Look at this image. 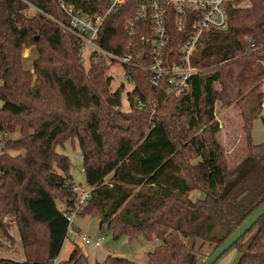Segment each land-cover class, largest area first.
Returning <instances> with one entry per match:
<instances>
[{
	"label": "trees",
	"instance_id": "1",
	"mask_svg": "<svg viewBox=\"0 0 264 264\" xmlns=\"http://www.w3.org/2000/svg\"><path fill=\"white\" fill-rule=\"evenodd\" d=\"M25 1L64 23L60 1L90 16L107 2ZM253 2L247 10L230 9L226 30L202 34L193 59L202 71L190 91L167 96L165 87L150 84L148 72L130 69L134 89L130 110L123 111V86L112 90L104 59L91 58L95 63L87 70L70 32L44 14L31 15L23 0H0V239L15 241L16 227L25 256L0 264H49L59 257L75 227L59 202L70 211L78 199L71 160L57 151L68 140L77 142L85 185L92 188L78 216L99 217L115 239L159 240L146 264H198L185 238L217 248L264 203V143L252 141L264 104V0ZM135 5L128 0L104 22L98 37L103 49L122 54L132 41L126 23ZM167 29V54L177 60L194 23L189 19L187 31L179 32L170 16ZM138 31L140 36L145 30ZM247 36L256 42L253 50ZM29 47L38 53L32 70L23 63ZM218 102L236 103L243 116L249 155L234 172L216 137ZM195 191L204 198L192 200ZM233 248L241 253L237 264H264V217ZM58 264L91 263L76 245ZM94 264L137 263L108 255Z\"/></svg>",
	"mask_w": 264,
	"mask_h": 264
},
{
	"label": "built area",
	"instance_id": "2",
	"mask_svg": "<svg viewBox=\"0 0 264 264\" xmlns=\"http://www.w3.org/2000/svg\"><path fill=\"white\" fill-rule=\"evenodd\" d=\"M23 1L31 15L44 14L70 32L79 42L82 60L86 55L91 59V55L95 52L93 59L96 61L104 59L122 65L129 82L132 81L130 69L137 68L148 72L150 84L156 88L165 87L167 96H181L190 91L192 78L202 71L201 68L193 65L197 44L202 34L209 30H226L229 27L230 9L247 10L254 4L253 0H136L133 16L126 23L132 41L125 46L122 54H117L108 52L98 43L99 32L104 22L124 8L128 0H107L105 10L94 16L87 15L75 6L60 1L61 9L68 18L67 23L46 14L33 3ZM170 16L176 19L179 32L187 31L189 19L194 23V33L184 43L182 55L177 60L167 54L170 42L167 23ZM139 24H141L140 27ZM139 29L145 30L140 36ZM245 41L249 44L250 50L256 47L254 38L247 36ZM141 45L148 50L140 49ZM142 56L147 59L137 62L136 60ZM139 105H141L140 102ZM74 190L78 194L75 207L70 211L65 206L61 208L70 227L74 225L75 217L86 205L92 188L78 184L74 186ZM82 240L86 244L100 247L104 237L93 241L89 236L83 235ZM58 263L59 260L56 258L49 264Z\"/></svg>",
	"mask_w": 264,
	"mask_h": 264
},
{
	"label": "rangeland",
	"instance_id": "3",
	"mask_svg": "<svg viewBox=\"0 0 264 264\" xmlns=\"http://www.w3.org/2000/svg\"><path fill=\"white\" fill-rule=\"evenodd\" d=\"M38 58V53L35 47H29L23 52V63L26 69L32 70L33 63ZM81 61L84 67L89 70L95 61L89 59L88 55ZM107 69V75L112 78L111 88L116 91L121 86L123 111L130 110V102L128 94L134 89V85L126 79L124 67L118 63L104 60ZM264 91V86L262 87ZM217 121L220 124V131L216 137L219 143L223 146L229 171L234 172L238 166L248 157L249 148L246 140V135L243 130V116L240 107L235 103L230 107H224L220 102L216 105L215 110ZM2 135L0 134V152L2 151ZM252 141L254 144L264 143V104L261 116L256 118L253 123ZM59 153L66 155L71 160L70 173L73 177L75 185L86 184V176L83 171L84 164L82 154L77 142L68 140L64 147H58ZM204 193L195 191L192 192L190 198L198 200L204 198ZM59 207L64 206L59 202ZM74 228L70 230L62 251L58 257L59 262L69 259L74 247L80 246L84 254L89 259L91 264L104 261L108 255L127 257L134 260L137 264H146L148 254L152 252L159 244V240L147 241L144 236H139L134 239L121 237L115 239L113 234L104 225L101 227L100 218L92 215H79L74 219ZM76 229H80L78 233ZM13 234L15 241L0 239V260L3 258L13 259L16 261H24L25 256L22 249V243L16 227ZM87 235L93 241L99 237H104L102 246L97 247L93 244H86L82 240V236ZM185 242L189 250L196 256L198 264H202L205 259L214 251L215 244L209 241H204L200 238H185ZM241 257L240 250L233 248L228 251L216 264H237Z\"/></svg>",
	"mask_w": 264,
	"mask_h": 264
},
{
	"label": "water",
	"instance_id": "4",
	"mask_svg": "<svg viewBox=\"0 0 264 264\" xmlns=\"http://www.w3.org/2000/svg\"><path fill=\"white\" fill-rule=\"evenodd\" d=\"M94 56L95 52L91 57L93 58ZM250 162H252V160H246V164ZM244 168L245 167L241 166L239 169L240 176L244 173ZM262 217H264V203L256 208L223 243L215 248L202 264H216L219 259L230 251L260 221Z\"/></svg>",
	"mask_w": 264,
	"mask_h": 264
}]
</instances>
